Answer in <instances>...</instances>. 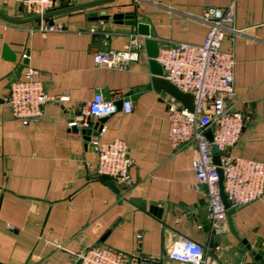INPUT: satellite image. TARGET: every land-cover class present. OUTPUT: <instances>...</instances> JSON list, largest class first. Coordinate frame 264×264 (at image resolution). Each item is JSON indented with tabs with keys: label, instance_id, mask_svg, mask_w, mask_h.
Wrapping results in <instances>:
<instances>
[{
	"label": "crops",
	"instance_id": "0c3cea01",
	"mask_svg": "<svg viewBox=\"0 0 264 264\" xmlns=\"http://www.w3.org/2000/svg\"><path fill=\"white\" fill-rule=\"evenodd\" d=\"M60 1L64 7L92 0ZM231 2L234 20L221 49L235 54V108L246 116L232 153L264 160V0H117L52 17L65 24L55 32L39 30L40 20L0 18V264H76V251L98 244L158 256L161 264H180L167 258L174 234L202 245H224L218 264H261L251 250H264V194L232 215L237 234L250 249L229 229L211 237L202 193L189 186L192 148L170 145L169 94L148 87L152 74L146 48L124 69L93 62L98 50H124L137 33V22L148 25L159 47L199 44L208 28L200 20L205 6L224 8ZM0 11L25 17L15 0H0ZM89 12L132 14L135 23L90 20ZM30 68L50 93H65L70 101L48 103L39 121L23 126L1 101L12 81L24 78ZM95 91L133 101L130 113L120 107L101 117L97 135L102 142L121 139L127 144L133 183L125 189L112 180L88 177L87 163L94 161L90 145L66 126L65 108L90 100Z\"/></svg>",
	"mask_w": 264,
	"mask_h": 264
},
{
	"label": "built area",
	"instance_id": "2783aa9c",
	"mask_svg": "<svg viewBox=\"0 0 264 264\" xmlns=\"http://www.w3.org/2000/svg\"><path fill=\"white\" fill-rule=\"evenodd\" d=\"M15 7L24 16H33L59 9L62 4L60 0H15ZM200 20L208 27L201 43L164 44L158 48L154 59L162 67L163 78L193 96V110H188L171 95L166 96L168 138L174 149L182 146L192 148L193 179L189 186L202 193L210 235L217 237L228 229L227 207L220 194L218 168L223 172L222 186L229 208L238 209L264 194V160L232 153L246 125V116L235 108V54L232 50L221 49L225 31L234 20L233 2L224 8L206 5ZM38 29L43 32L62 31L65 24L52 18L42 19ZM89 31L96 32V27H90ZM144 47L145 37L135 33L124 50H98L93 54V62L99 67L124 69L131 60L138 59L139 51ZM28 56L23 54V58ZM37 74L36 69L30 68L24 78L12 81L8 94L1 101L23 126L39 121L48 103L63 105L70 101L65 93H50L44 82L36 77ZM121 101L122 111L130 113L132 99L122 97ZM116 102L114 98L104 97L101 91H95L90 100L65 108L67 128L75 127L81 134L92 130L96 119L117 112ZM208 131L211 139L207 136ZM88 143L94 155V161L87 163L88 177L100 179L107 175L122 188L130 187L133 183L130 174L133 160L128 155L127 144L121 139L102 142L93 135ZM214 155H218L219 164L213 161ZM136 238L139 239L140 234ZM225 248L221 243L202 245L183 234H174L167 248V258L180 264H218L216 256ZM74 255L78 264L162 263L158 256L140 251L128 253L101 244L81 248Z\"/></svg>",
	"mask_w": 264,
	"mask_h": 264
},
{
	"label": "water",
	"instance_id": "95a60500",
	"mask_svg": "<svg viewBox=\"0 0 264 264\" xmlns=\"http://www.w3.org/2000/svg\"><path fill=\"white\" fill-rule=\"evenodd\" d=\"M114 1H117V0H92V1L84 2L80 4L64 6L59 9L46 12L44 14H37V15L25 16V17H15V16H11V15H8L0 11V18L6 21H9V22H14V23L34 22V21H39L42 19H48V18H52L55 16H59L61 14H65L68 12L94 8V7L101 6V5L114 2ZM88 15H89L90 20H97V19L108 20L111 18L115 23H125L127 25H132L135 23L134 16L132 14L115 13L110 16L109 14H105V13L97 14L95 12H89ZM136 32L138 35L145 37V48H146V53L149 57L148 64H149L150 71L152 74L151 81L148 87H152L156 91H164L165 93L171 95L172 97L180 101L182 105L186 107L188 110H193V107H194L193 106V96L189 93H184L180 91L174 84H172L167 79L163 78L162 67L154 59L158 54V48H159L158 42L155 39L150 38L148 25L141 23V22H137ZM121 104H122L121 100H118L116 102L117 109L121 107ZM103 122H104V119L99 118L94 123L92 130L88 129V130L82 131L84 138L88 141L91 135L97 136L102 131ZM72 130L77 131L75 127L72 128ZM207 136L209 139H211V133L209 131L207 132ZM213 161L216 164H219L218 155H214ZM101 178L108 181V183L111 184L109 176L103 175ZM222 179H223V172L220 168H218V180H219V186H220V194H221V197H222V200L225 206L227 207L226 220H227L228 229L237 239H239L246 246V248L250 249L251 247L247 243V241L245 239H241L234 228V225L232 222V215L235 213L236 209L232 207L229 208V203L223 191ZM152 210H158V209L153 206ZM251 252L254 255V258L256 260H259L261 264H264V250H261V249L251 250Z\"/></svg>",
	"mask_w": 264,
	"mask_h": 264
}]
</instances>
